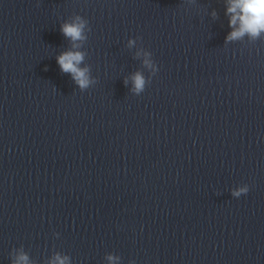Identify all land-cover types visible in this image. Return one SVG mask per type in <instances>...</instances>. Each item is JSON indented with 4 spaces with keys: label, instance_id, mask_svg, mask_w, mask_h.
<instances>
[{
    "label": "water",
    "instance_id": "95a60500",
    "mask_svg": "<svg viewBox=\"0 0 264 264\" xmlns=\"http://www.w3.org/2000/svg\"><path fill=\"white\" fill-rule=\"evenodd\" d=\"M227 7L0 0V264H264V34L226 42Z\"/></svg>",
    "mask_w": 264,
    "mask_h": 264
},
{
    "label": "clouds",
    "instance_id": "9594fccd",
    "mask_svg": "<svg viewBox=\"0 0 264 264\" xmlns=\"http://www.w3.org/2000/svg\"><path fill=\"white\" fill-rule=\"evenodd\" d=\"M227 14L230 17L229 26L233 29L226 37V42L243 39L246 35L252 39H258L261 34H264V0H228ZM215 16V12H213ZM88 22L76 16L72 22H65L61 25L62 34L71 42V49L62 52L56 57V61L63 73H68L72 76L74 82L81 90L87 89L93 82L90 77V69L80 67L85 59V53L79 49L82 47V42L87 39L86 28ZM134 41H129L131 46ZM139 56L140 53H137ZM143 61L146 67L152 68V61L148 58L150 53H144ZM133 91L140 93L145 87V78L140 72H136L132 77ZM127 84V81H125ZM249 191L247 185L233 191L234 197L246 195ZM117 259L113 256H108L109 261ZM67 256L55 255L50 261V264H68ZM13 264H30L26 254L21 252L13 261Z\"/></svg>",
    "mask_w": 264,
    "mask_h": 264
}]
</instances>
